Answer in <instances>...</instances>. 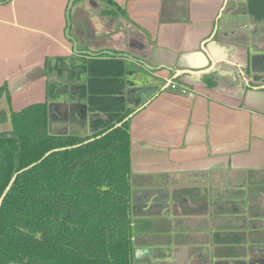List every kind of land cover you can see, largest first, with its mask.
<instances>
[{
    "label": "crops",
    "instance_id": "obj_1",
    "mask_svg": "<svg viewBox=\"0 0 264 264\" xmlns=\"http://www.w3.org/2000/svg\"><path fill=\"white\" fill-rule=\"evenodd\" d=\"M70 1L0 0V87L11 92L0 130L12 110L48 101L50 130L89 133L77 74L48 100L47 60L124 53L150 75L122 92L134 109L132 264H264V0H114V14L79 0L69 21ZM103 66L92 71H120Z\"/></svg>",
    "mask_w": 264,
    "mask_h": 264
},
{
    "label": "trees",
    "instance_id": "obj_2",
    "mask_svg": "<svg viewBox=\"0 0 264 264\" xmlns=\"http://www.w3.org/2000/svg\"><path fill=\"white\" fill-rule=\"evenodd\" d=\"M102 1L112 7L104 14L124 13L114 0ZM119 53L47 60L49 101L63 96L58 80L77 74L91 111L87 135L50 130L48 101L12 110V128L0 130V202L16 176L0 208V264H132L134 109L122 92L150 75L126 67ZM110 61L120 70L115 76L92 71ZM203 78L218 83L214 73ZM95 79L115 84L92 89ZM255 79L264 82V73ZM4 95L11 97L8 83L0 87V99Z\"/></svg>",
    "mask_w": 264,
    "mask_h": 264
},
{
    "label": "rangeland",
    "instance_id": "obj_3",
    "mask_svg": "<svg viewBox=\"0 0 264 264\" xmlns=\"http://www.w3.org/2000/svg\"><path fill=\"white\" fill-rule=\"evenodd\" d=\"M88 3L92 6V7H101V5L103 4V6H106L107 4L101 2L100 0H88ZM171 86V85H170ZM137 93L136 92H131L127 97L129 99L134 100L135 98H137Z\"/></svg>",
    "mask_w": 264,
    "mask_h": 264
},
{
    "label": "water",
    "instance_id": "obj_4",
    "mask_svg": "<svg viewBox=\"0 0 264 264\" xmlns=\"http://www.w3.org/2000/svg\"><path fill=\"white\" fill-rule=\"evenodd\" d=\"M74 1H75V0H71V1H70V4H69V7H68V17H69V21H70V9H71L72 3H73ZM139 62H140V61H139ZM141 63H142V62H141ZM77 125H79V124H77ZM87 134H88V133H87V131H86V128H84L83 135H87ZM15 178H16V176L13 178L11 184L9 185L7 191L5 192V194H4V196H3V199H4V197L6 196V194L8 193V191L10 190V188L12 187ZM3 199H2L1 202H0V208H1V206H2Z\"/></svg>",
    "mask_w": 264,
    "mask_h": 264
},
{
    "label": "built area",
    "instance_id": "obj_5",
    "mask_svg": "<svg viewBox=\"0 0 264 264\" xmlns=\"http://www.w3.org/2000/svg\"><path fill=\"white\" fill-rule=\"evenodd\" d=\"M170 84H171V86L173 87V88H176V87H179L180 85H178V83L177 82H175V81H171L170 82ZM184 91H186L185 89H184Z\"/></svg>",
    "mask_w": 264,
    "mask_h": 264
}]
</instances>
